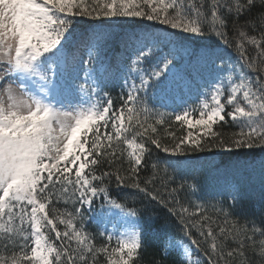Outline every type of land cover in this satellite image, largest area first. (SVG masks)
<instances>
[{"label": "snow or ice", "instance_id": "1", "mask_svg": "<svg viewBox=\"0 0 264 264\" xmlns=\"http://www.w3.org/2000/svg\"><path fill=\"white\" fill-rule=\"evenodd\" d=\"M156 150L261 159L209 199ZM161 214L151 264H264V0H0V264H145Z\"/></svg>", "mask_w": 264, "mask_h": 264}, {"label": "trees", "instance_id": "2", "mask_svg": "<svg viewBox=\"0 0 264 264\" xmlns=\"http://www.w3.org/2000/svg\"><path fill=\"white\" fill-rule=\"evenodd\" d=\"M115 32L116 34L112 37L110 45L113 51L116 50L119 41L124 38L122 35V30L116 29ZM204 42L205 41L197 39L191 43V46L193 48H199L203 45ZM195 74L196 73L193 70V75ZM118 91V88L112 90V95L115 96ZM191 96H196V92L192 91L191 95L187 96L184 91L183 99L187 100V98ZM189 102L191 103V101ZM170 130L177 131V135L181 134V130H178L175 125H173L172 129ZM233 130L234 129H225V131ZM156 158L188 161L187 164H184L182 166L183 174L187 176H196L204 186L205 193L209 199L220 192L226 180L235 182L238 178L246 176L253 166L259 165L261 159L259 153H257L255 159H253L252 157H245L243 155L240 156V158H236L234 154L226 153H195L186 157H170L166 156V154L162 152H159V150H156L153 153V159ZM116 191L117 190L114 189V193ZM114 198L116 197L114 196ZM212 202L215 203V201ZM240 211L243 214L249 216L256 215L258 217L260 215L258 203L248 199L243 202V207L242 209H240ZM96 212L99 213L100 209L97 208ZM108 227L109 231H111V225H109ZM100 230H102L101 225H93L91 223H88L89 232L97 233ZM165 232L178 235V232H176L175 222L173 221L171 226H167L164 222V217L161 214L157 221L149 228L144 240L145 248L143 254L145 264H151L153 257L158 256L159 245L164 237ZM96 242L101 243L102 238L97 236Z\"/></svg>", "mask_w": 264, "mask_h": 264}, {"label": "rangeland", "instance_id": "3", "mask_svg": "<svg viewBox=\"0 0 264 264\" xmlns=\"http://www.w3.org/2000/svg\"><path fill=\"white\" fill-rule=\"evenodd\" d=\"M192 91H195V89H193ZM192 91L189 92V91L186 89V90H185V93H186V95L188 96V95H191ZM195 98H196V96H192V97L190 98V100H191V101H192V100L194 101ZM89 223H91V224H93V225H101V224L98 223L97 221H90Z\"/></svg>", "mask_w": 264, "mask_h": 264}]
</instances>
